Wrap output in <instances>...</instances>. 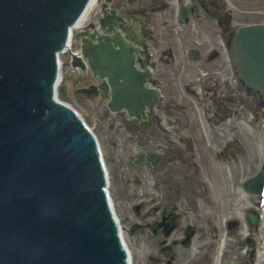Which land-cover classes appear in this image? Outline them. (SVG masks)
I'll return each instance as SVG.
<instances>
[{"label":"water","instance_id":"95a60500","mask_svg":"<svg viewBox=\"0 0 264 264\" xmlns=\"http://www.w3.org/2000/svg\"><path fill=\"white\" fill-rule=\"evenodd\" d=\"M90 1L0 0V264H130L98 142L57 97L59 55ZM101 1L104 10L109 0ZM193 6L181 4L182 21ZM107 10L99 18L105 34L82 37L85 62L71 53L70 66L100 80L84 93L109 95L110 111L140 113L157 91L147 87L151 73L134 65L136 47L111 27L123 21L117 10ZM230 55L264 103V23L237 27ZM242 189L261 194L264 168ZM245 220L256 229L259 213L249 207Z\"/></svg>","mask_w":264,"mask_h":264},{"label":"flooded vegetation","instance_id":"af4514ba","mask_svg":"<svg viewBox=\"0 0 264 264\" xmlns=\"http://www.w3.org/2000/svg\"><path fill=\"white\" fill-rule=\"evenodd\" d=\"M114 8L123 21H113L112 29L118 30L117 26L120 25L130 29L123 37L136 47L134 64L139 70L152 72L148 85L157 88L161 94L159 99H152L150 106L144 105L140 113H129L125 109L116 112L104 110L103 113L105 116L112 114L109 129L124 134L126 147L123 154L138 172L135 178L136 192L133 194L136 219L131 227L134 245L144 246L155 253L158 264H219L216 248L219 240V202L205 191L202 184L204 168L202 163L200 166L196 161L189 141L185 104L172 97L164 99L163 86L171 77L170 68L172 70L175 63L169 45V40L173 38L160 31H145L147 14L129 13L124 7ZM100 14L103 15L101 4ZM122 14L129 16L132 22L128 23ZM216 24L221 29L217 37L221 47H212V54L207 56L215 60L212 83L209 84L203 74L202 77H195L198 88L191 86L195 91L187 88L188 82L184 84L183 91L185 95L190 93L195 100L194 108L200 109L197 114L201 117L198 118L199 125L202 127L205 121L212 131L211 137L216 147L213 156L221 159L222 152H236L231 145L232 141L225 138V135L230 130L235 131L237 122L244 121L248 125L257 126L256 123L264 119V107L257 93L245 89L241 82L236 86V73L229 57L230 27L226 25V29H222L223 22L220 21H216ZM97 34H105L104 28L90 32L87 36L94 40ZM179 44L186 45L183 41ZM207 49L210 50L209 47L204 48L205 51ZM220 50L226 53V59L219 57ZM67 72L74 78L89 75L96 80V85L100 82L90 71L84 74L68 69ZM96 91L99 90L92 91L90 95ZM100 93L108 100L107 94L102 91ZM130 149L135 151L132 157ZM228 219L222 220L224 230ZM248 245L249 238L246 236L236 243L237 250L229 255L235 257L236 264L249 263ZM223 258L221 264H232ZM136 264H140L139 258Z\"/></svg>","mask_w":264,"mask_h":264},{"label":"rangeland","instance_id":"374dc122","mask_svg":"<svg viewBox=\"0 0 264 264\" xmlns=\"http://www.w3.org/2000/svg\"><path fill=\"white\" fill-rule=\"evenodd\" d=\"M190 1L112 0L111 6L124 7L129 13L147 14L148 22L145 31H160L173 38L169 40V45L170 50L172 48L174 53L175 63L172 70L170 68L171 77H168L163 86L164 99L174 96L175 99L173 100L182 101L187 108L188 132L194 141L198 142L202 155L201 163L206 182L202 184L204 189L207 188L219 202V240L216 248L223 254L230 255L237 250L236 243L244 236L241 227L237 231L225 234L224 229L221 228L222 220L227 218L242 220L243 210L256 200V198L244 194L240 184L242 180L256 172L264 162V120L262 122L256 121L257 126L248 125L244 121L235 123V131L230 130L225 138L229 139L230 142L232 141L231 145L236 149V152L233 153L232 150L227 153L222 152L221 159L214 157L213 152L216 147H214V141L211 137L212 131L205 121H203L202 127L199 125L198 118L201 117L198 116V112L200 109L194 108L196 102L190 93L187 96L184 94L183 86L188 82L187 88L195 91L194 88H191L196 82L195 77L203 70H215L214 57L208 59L207 56L212 52V47H221L217 39L221 29L216 21L223 22L222 29H226V25H228L231 35L239 25L264 22V0H195L194 11L189 14L188 22L183 23L178 18V9L180 3L187 4ZM99 11L100 1L96 0L84 17L82 25L72 30V49H77L80 46L81 36L88 33L89 23L95 24ZM121 16L128 23L131 21L126 14ZM117 29L123 36L130 32L129 28L125 29L121 25L117 26ZM181 36L183 40L175 39ZM181 41L186 45H180ZM206 47H209L210 50L205 51L204 48ZM192 48L199 49V54L196 57L188 55V51ZM214 50L216 51V49ZM221 50L218 52L219 57L226 59V53ZM59 59L62 78L57 86V97L76 111L85 125L91 129L99 144L108 176L107 190L114 213L122 229L123 239L130 252V263L136 264V259L139 258L140 264H149V261L150 264H158L155 260L157 257L155 253L148 251L144 246L134 245L131 227L136 219L133 211L135 204L133 194L136 192L135 178L138 172L123 154L126 147L125 139L123 140L124 134L110 130L108 127L112 114L103 115L106 97L99 91L91 95L83 93V89L91 84L96 85V80L89 75L74 78L68 74L67 52L61 53ZM184 64L185 67L183 68ZM235 83L238 87L236 78ZM129 153L131 157L135 155L133 149H130ZM242 223L243 221L239 225ZM255 241L258 248L255 264H264V235L257 236ZM152 253L153 255H151ZM242 257L240 254V258Z\"/></svg>","mask_w":264,"mask_h":264},{"label":"bare ground","instance_id":"6f19581e","mask_svg":"<svg viewBox=\"0 0 264 264\" xmlns=\"http://www.w3.org/2000/svg\"><path fill=\"white\" fill-rule=\"evenodd\" d=\"M95 1H96V0H91V1L88 3V5H87V7H86V9H85V11H84V13L82 14V16H81V18L79 19V21L75 24V26H74L73 29H75V28H77V27H79V26L82 25V21H84V20H83L84 17H85L86 14L88 13V11L91 9V7H92V5L94 4ZM95 4H96V3H95ZM73 29H72V30H73Z\"/></svg>","mask_w":264,"mask_h":264}]
</instances>
